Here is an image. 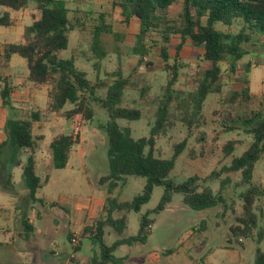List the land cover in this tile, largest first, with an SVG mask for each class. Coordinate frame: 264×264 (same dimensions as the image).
<instances>
[{"label": "rangeland", "instance_id": "obj_1", "mask_svg": "<svg viewBox=\"0 0 264 264\" xmlns=\"http://www.w3.org/2000/svg\"><path fill=\"white\" fill-rule=\"evenodd\" d=\"M36 1L29 0L22 12L13 13L14 26L24 28L38 19ZM62 1L68 10V18L74 25V30L67 33V47L59 51L57 55L62 59L72 60L74 67L85 74L90 85L97 82L105 84L95 91V97L99 100L106 98L107 86L116 80L109 77V74L116 72L119 67L121 77L128 81L122 93L121 106L140 110L141 117L134 121L117 120V124L129 129L134 139L149 136L156 110L171 74L170 69L165 71V67L176 64L179 67V75L173 86V99L168 108V118L172 126L165 136L156 140L155 155L163 159L170 158L172 146L186 138L187 148L176 159L174 168L169 174L171 180L179 184L195 175L199 178V190L210 188L213 194H217L221 189L222 180L228 179V183L222 190L225 205L201 211H194L185 206L182 194L176 193L163 211L158 214L153 213L163 194L162 187H154L149 201L142 206L140 212L131 211L126 214L127 225L121 236L136 235L140 216L147 213L152 225L151 234L146 243L130 247L122 246L114 252V256L124 257L122 264H136L141 258L150 262L154 261L155 264H182L190 260L196 263L205 260L206 264H254L256 249L264 253V240L257 244L254 235L253 238L239 241L231 238L228 242L229 227L236 224V217L242 213L240 196L247 187L240 183L239 172L222 173L221 168L228 166L232 158L242 155L252 141V136L247 134L242 126L234 125V129L230 131L226 128L233 125L230 119L236 120L256 110L259 104H264V36L258 33L251 35L249 42L244 44L247 54L236 62L233 71L230 70L228 62L221 64L223 73L220 80L213 85L203 104L199 120H197L200 126L192 124L191 135L188 137L189 124L184 119L179 101L196 91L202 72L208 66L202 60L200 49L193 47L187 40L182 41L181 37L173 31L169 34V40L164 41L161 39L163 28L156 33L151 31L147 35L142 43L147 53L141 59V55L134 50L138 45L136 37L139 21L131 18L127 24L124 23L120 10L112 5L113 0ZM181 12L182 0H176L167 13L171 27L181 26ZM102 17L117 37L108 35L110 49L104 57L97 60L93 58L90 48L91 33ZM240 24H234L229 30L233 33L238 32L241 29L242 24ZM217 27L221 29L220 25ZM0 31L5 33L4 36H0L2 46L21 43L11 35V27H1ZM162 48L165 49L166 60L163 58ZM94 63L97 66H94ZM6 70L7 75H10V83L19 89V93L29 95L28 88L33 89V85L27 80L26 61L15 55L10 68ZM23 80L25 84L21 85ZM245 87H248L249 101L228 103L227 99L232 92L240 91ZM28 97L31 98L28 105H23L19 109L12 108V113L5 111L6 117L2 116L0 120V134L3 136L5 134L2 127L5 119L13 116L14 119L30 120L31 114L38 111L33 105L32 96ZM85 97L92 110V120L89 122L83 121L81 115L76 116L74 120H67L64 113L72 108L70 104L60 111H52L49 107L46 109L48 111L45 117L51 112L55 113L54 124L57 129L53 131L55 138L73 131V135H78L79 142L72 147L67 164L61 170L48 167V164L43 161L51 159L47 145H41L35 150L43 158L35 159L36 175L42 183L35 198H40V202L31 201L23 178L18 181H12L10 178L14 168L26 162L27 157L30 156L29 151H16L7 147L2 152L0 160L5 164L3 168L0 162V192L15 195L17 198L1 202L0 217L6 216L2 211L7 208L13 209L17 214L15 215V232L9 235L10 242L7 243L8 245L0 246V264H4L3 262L8 259L11 252L15 255L16 250L23 252L26 247L29 251L35 250L34 242L38 240V236L22 227V222L25 220L33 221L37 228L44 222L58 220L61 228L58 236L56 235L57 247L55 248L62 256L68 257L72 250L66 238L65 228L75 230L78 227H73L72 223L67 224L69 216L62 208L69 213L76 205L87 209L96 206V202L105 201L108 194L107 185H99V179L108 174L107 139L103 129L108 121V114L98 102L88 99V95ZM16 107H20V104ZM52 116L53 114L50 115L51 118ZM39 119L32 122L34 125L32 132L38 138L42 133L38 127L41 122ZM76 126L78 132L75 133ZM4 138L6 140V135ZM231 140L235 141V149L230 155H225L222 150L223 145ZM37 143L41 144V140H37ZM16 162L20 164L15 165ZM4 172L9 176L4 177ZM212 172L218 173L213 176ZM45 178H47L46 183ZM145 182L146 179L143 177L127 176L123 183H119L112 196L119 202H129L142 193ZM251 185L264 188V156L255 164ZM106 202L107 200L105 205ZM49 203H55L57 207L50 208ZM253 213L257 218V229L264 228V196L256 200ZM120 215L115 212L113 218ZM88 216V223H91L102 219L104 213L92 210ZM66 218L67 221L64 222ZM202 225L206 230L203 236L208 237L206 244H200L199 234L203 228ZM103 231V242L107 246L119 238L109 226H105ZM187 245H192L190 250L187 249ZM40 246H44L42 240ZM99 254L98 245L89 240H81V249L75 254L74 262L77 263L76 260H78L81 264H88L93 256ZM15 264H21V260L17 259Z\"/></svg>", "mask_w": 264, "mask_h": 264}, {"label": "trees", "instance_id": "obj_2", "mask_svg": "<svg viewBox=\"0 0 264 264\" xmlns=\"http://www.w3.org/2000/svg\"><path fill=\"white\" fill-rule=\"evenodd\" d=\"M29 0H0V7L11 11L25 9ZM176 0H113L112 5L120 10V15L124 23H128L131 18L139 21V31L137 34L138 45L135 52L141 55V59L146 55L147 50L143 46V41L147 35L157 30L161 33L164 41L169 40V34L177 33L182 41H189L195 48L200 49L201 57L208 64L202 72L201 80L194 93L186 99L179 101L183 110L184 119L189 125L187 136L191 135V125H199L203 104L210 94L213 85L220 80L223 73L221 64L228 62L230 70L233 71L236 62L247 54L244 44H247L253 33L264 36V0H182V12L180 27H171L167 19L169 7ZM36 10L39 12L37 20L24 29V44H9L3 48L0 60L8 62L12 55H17L26 61L28 70V81L34 86L51 85L50 109L60 111L67 104L72 108L64 113L67 120H74L81 115L83 121L92 120V110L89 107L90 98L93 102H98L101 108L108 114V121L103 127L107 139V159L108 174L99 179V185H107V193L111 195L113 191L123 183L127 176H138L146 179L143 191L129 202H119L117 198H107L103 207L104 216L102 219L94 220L86 225L80 232L81 240H89L100 248V254L93 256L89 264H122L124 257H115L114 252L120 246L143 245L150 235L152 221L148 214H142L139 220L137 234L130 237H121L127 225L126 214L140 212L153 192L154 187H162L163 194L156 208L152 211L155 214L163 211L171 202L173 194L179 193L183 196V204L194 211H201L225 205L222 195L223 187L228 183V179H223L221 189L217 194H213L210 188L199 190L198 180L195 175L189 177L182 183H175L169 178V174L174 168L176 159L186 150L187 139L175 143L172 146V155L168 159L156 156V140L165 136L171 128L172 123L168 118V108L172 102L173 86L178 79L179 67L174 64L172 67L166 65L165 71L170 69L164 95L155 113V119L148 137L134 139L131 137L129 129L122 128L117 124V120L134 121L141 117L140 110L121 106V97L128 81L121 77V68L110 73L109 77L116 80L107 86L105 99H97L95 91L104 86V83L97 82L90 85L85 74L78 71L70 59H62L57 53L65 50L68 39L67 33L74 30V25L68 18V10L62 0H37ZM241 23L238 32H231L229 29L234 24ZM11 19L8 12L0 13V26L8 27ZM221 26V29L217 26ZM161 32V31H160ZM108 35H117L112 31L111 26L105 23L102 18L94 27L91 33V51L94 59L100 60L109 51ZM163 58L166 60L165 49L162 48ZM140 59V60H141ZM94 66H97L94 63ZM1 80V77H0ZM0 97L2 106L11 107V87L5 81ZM228 103L249 101L248 87L240 91L232 92ZM192 107V108H191ZM191 108V109H190ZM39 119V112L31 114L30 120L14 119L13 116L7 118L4 126L6 140L0 143V156L5 148L12 150H28L33 153L38 138L31 134L32 122ZM196 120V121H195ZM233 124L227 127L229 131L234 129V125L242 126L244 131L252 136V141L248 148L239 157L232 158L228 166L221 168L222 173H240V183L246 186V191L241 194L242 213L236 217V224L229 227L230 242L235 240L256 237V243L264 240V228L257 229V218L253 213V206L258 198L264 196V188L251 185L252 174L255 164L264 156V104H259L256 110L238 117L236 120L230 119ZM78 135L73 133L60 135L54 139L48 149L51 157V168L55 170L64 169L68 155L75 144H78ZM235 149V141H227L223 145V153L230 155ZM0 162H2L0 160ZM4 162H2L4 168ZM16 162L15 165H19ZM218 172H212L216 176ZM211 175V176H212ZM9 175L4 172V177ZM22 178L28 196L32 202L41 201L35 195L41 188V180L35 174L34 160L28 156L22 165ZM56 206L51 203L50 207ZM115 212L121 215L113 218ZM205 224V222H202ZM109 226L118 235V239L107 246L103 242L104 227ZM204 225H202L203 227ZM22 227L30 230V225L25 220ZM74 236H68V242L74 246V252L80 250L79 245L73 244ZM78 238V237H77ZM254 264H264V253L258 248Z\"/></svg>", "mask_w": 264, "mask_h": 264}, {"label": "crops", "instance_id": "obj_3", "mask_svg": "<svg viewBox=\"0 0 264 264\" xmlns=\"http://www.w3.org/2000/svg\"><path fill=\"white\" fill-rule=\"evenodd\" d=\"M22 10L11 11L9 9L0 7V13H2V12H8L9 13V16L11 19V25L8 27H11V35L13 37L17 38L18 40H20V42H21L20 44L25 43L24 37H23L24 29L32 24L31 23L30 25H27L24 28L14 26L13 21H12L13 20L12 15H13V13L19 14L20 12H22ZM23 20H25V18H23ZM1 27L2 26H0V29H1ZM4 35H5V33L0 31V36H4ZM6 45H9V44H6ZM6 45L2 46V44H0V54H2L3 48ZM14 56L15 55H12L10 57L9 61L6 63H4L3 60H0V77H1L0 90H1L5 81H7L10 84V87H11V107L14 109H19L23 105H28V103L31 102V98H29L28 96L29 95L32 96L33 105L36 107V110H38L37 112H40L39 118L42 115L41 118L39 119V121H41V122L38 125V127L40 128V131L42 132L40 134L39 138L35 137L33 132H32V128L34 127L33 123H32V127H31L32 136L34 138H38L41 140V144L37 143V147L35 148V150L37 148H39L41 145H47V147H49L50 143L54 139H56L54 136L55 132H53V131L57 130L55 127V124H54V122H56L55 121L56 119L54 118L55 113L51 112V114L49 113L47 115V117H45L46 113L48 111L46 109L50 106L49 93L51 91V85H50V87H49V85L34 86L31 83L33 85V89L28 88L27 93L30 92L29 95L26 96V94L19 93V89L17 87L15 88V86H13L10 83V75H7V70H6V68H10V63H11L12 59L14 58ZM27 80H28V75H27ZM23 81H21V85L25 84V81H24V83H23ZM19 104H20V107H16ZM49 109H50V107H49ZM5 111H8V110L2 106V100L0 97V120H1L2 116L6 117L4 115ZM52 114H53V116H52L53 118L50 117V115H52ZM5 122H6V119L4 120V123L2 124L3 129L5 126ZM62 135H65V134H62ZM4 136H5V134H4ZM4 136H3V134H0V143H2L5 140ZM29 155L33 157L34 168L36 169L35 159L37 160V157H39L40 159H43V158H41L40 153H38L36 151L33 153L29 152ZM43 161L48 164V167H51L50 166L51 165V163H50L51 159H48L47 161H45V159H44ZM35 174H36V170H35ZM10 178L12 179V181L20 180L22 178V166H19V167L16 166L14 168V170L12 171ZM46 182H47V178H45V183ZM41 185H42V183H41ZM109 197H110V195L107 194L105 201ZM111 197H113L112 194H111ZM16 198H17V196H15V195H12L9 193L7 194V193L2 192V191L0 192V204L3 201L8 202V201L14 200ZM38 199H40V198H38ZM105 201L103 203H101V201H99V203L96 202V206H93L94 208L88 207L87 209L86 208L84 209V207H82L81 205H76L75 207H73L72 211L69 213L67 211H65L64 208L61 207L64 210V212H66V215L69 216V220L67 221V218H66V220L64 222L67 221L68 225H71V223H72L73 227H78L75 230H69L68 229L69 227L65 228V231H66L65 234H66L67 241H68V236H74V235L78 234L77 235L78 236L77 244L75 246L79 245V247L81 249L80 232L86 225H89L93 222L92 221L91 223H88V219H89L88 214H90V212H92V210H95V211L98 210L99 213L103 212V207L105 206ZM50 204L51 203H49V205H48L49 207H50ZM53 204H55V203H53ZM55 205L56 206L50 207V208H56L57 204H55ZM2 212L6 216L4 218L0 217V246H1V244H7L8 242H10L9 241V235L12 234L13 231L15 232V224H16L15 223V215L17 214L16 212H14L13 209H10V208L4 209ZM27 222L31 227L30 231L34 232L36 234V236H38V238H37L38 240L37 241L35 240V242H34L35 250L29 251V250H27L28 248L26 247V248H24L23 252H17V250H16L15 255H12V252H11L10 255H8V259L3 262L4 264H10V263L15 264V261L17 259L21 260V264H81V262H79L78 260H76L77 263L74 262V258H76L75 254L77 252H74V246L71 245L69 242L68 243L71 247L72 252L68 257L62 256L60 251L57 250V248H55V247H57L55 244V240L57 239V236L60 233V228H61V224L58 220L55 221L53 219V221L51 220V222L50 221L44 222L38 228L33 224V221H27ZM150 229H151V226H150ZM205 233H206V230L203 226V228L199 234L200 244H206V242L208 241V237L203 236ZM41 240L44 242L43 247L40 246ZM78 240H79V242H78ZM120 247H122V246H120ZM191 247H192V245H187L188 250H190ZM9 257H10V259H9ZM192 261L193 260H190L189 261L190 263L189 262H183L182 264H206L205 260H202L198 263L192 262ZM136 264H155V262L154 261L150 262V260H144L143 258H141L138 260V262Z\"/></svg>", "mask_w": 264, "mask_h": 264}, {"label": "built area", "instance_id": "obj_4", "mask_svg": "<svg viewBox=\"0 0 264 264\" xmlns=\"http://www.w3.org/2000/svg\"><path fill=\"white\" fill-rule=\"evenodd\" d=\"M74 132H75V133L78 132V127H77V126L74 128ZM72 242H73V244H75V245L77 244V237H76V235H74Z\"/></svg>", "mask_w": 264, "mask_h": 264}]
</instances>
